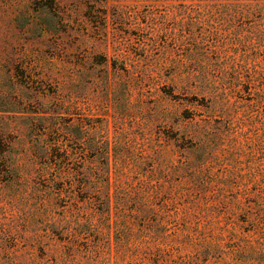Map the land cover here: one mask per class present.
Segmentation results:
<instances>
[{
	"label": "rangeland",
	"instance_id": "rangeland-1",
	"mask_svg": "<svg viewBox=\"0 0 264 264\" xmlns=\"http://www.w3.org/2000/svg\"><path fill=\"white\" fill-rule=\"evenodd\" d=\"M182 5L0 0V264L52 258L90 213L80 185L107 149L111 190L127 198L121 215L147 193L164 221L163 249L180 242L168 259L195 254L182 231L210 219L227 231L194 264H249L237 249H260L264 229L248 216L264 202V99L233 68L223 98L199 88L200 67L212 63V75L216 59L192 61L173 40ZM217 129L223 144H203Z\"/></svg>",
	"mask_w": 264,
	"mask_h": 264
},
{
	"label": "trees",
	"instance_id": "trees-1",
	"mask_svg": "<svg viewBox=\"0 0 264 264\" xmlns=\"http://www.w3.org/2000/svg\"><path fill=\"white\" fill-rule=\"evenodd\" d=\"M145 1L157 3L161 0ZM178 1L183 2V9L179 11V21L171 33L173 40L179 47H187L188 58L192 61L196 62L200 58L216 59L212 75L208 71L212 63L200 67L196 73L199 88L215 98H223L226 88L220 83L227 75H231L229 72L233 68L250 76V81L258 88L260 101H263L264 0ZM202 137L203 144L214 148L221 146L225 139L220 129ZM1 146L0 152H4L6 144ZM102 151L104 161L101 170L94 179L81 182L80 185L81 192L88 194L86 209L90 211L85 215L84 222L77 230L66 231L64 239L59 240V247H52V258L38 260L31 257L29 262L17 264H194L202 258L209 259L215 255L218 247L213 246V243L223 240L227 229L225 226H213L215 223L210 219L209 227L195 224L192 235L182 231L186 240L198 246L199 250L195 254H188L181 261L168 259L173 256L172 253L181 250L178 238L163 249L166 228L164 221L157 219L155 209L148 203L147 193L133 198L134 203L139 205L135 213H131V210L130 215H121L127 198L113 194L109 151ZM205 183H208L207 179L202 180V184ZM255 204L260 213L250 214L248 221L253 227L262 225L260 227L264 229V202L257 200ZM177 216L176 212L174 220H177ZM138 220H144V225H138ZM183 220L186 225L188 219L184 216ZM258 245L260 249L252 245L237 249L236 261L242 255L249 264H264L261 249L264 241L260 238Z\"/></svg>",
	"mask_w": 264,
	"mask_h": 264
}]
</instances>
